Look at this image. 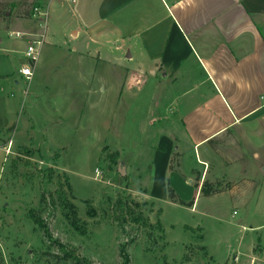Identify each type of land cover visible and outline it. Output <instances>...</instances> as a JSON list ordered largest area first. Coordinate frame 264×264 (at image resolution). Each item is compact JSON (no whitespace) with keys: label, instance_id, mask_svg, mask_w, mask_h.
<instances>
[{"label":"crops","instance_id":"obj_1","mask_svg":"<svg viewBox=\"0 0 264 264\" xmlns=\"http://www.w3.org/2000/svg\"><path fill=\"white\" fill-rule=\"evenodd\" d=\"M48 6L30 83L20 70L41 32L38 21L29 14L0 25V140L33 131L28 105L38 66L59 56L74 72L104 67L120 92V102H111L121 109L123 134L138 157L124 168L123 153L112 151L120 154L130 188L137 171L147 180L142 184L139 175L132 199L166 198L168 183L193 202L192 210L204 183L218 188L204 198L241 207L264 199V0H51ZM6 148L0 141V164ZM255 244L264 250L262 236Z\"/></svg>","mask_w":264,"mask_h":264},{"label":"rangeland","instance_id":"obj_2","mask_svg":"<svg viewBox=\"0 0 264 264\" xmlns=\"http://www.w3.org/2000/svg\"><path fill=\"white\" fill-rule=\"evenodd\" d=\"M50 1L0 0V25L28 14L35 20L33 9L49 8ZM111 80L104 67L74 72L59 56L39 64L36 97L28 105L33 131L0 140L7 147L0 164V264H75L63 260L59 244L89 264H120L122 244H128L130 264H263L264 250L254 243L262 236L264 245V199L241 207L201 197L193 210L158 194L130 199L129 189L138 191L146 172L134 174L135 188L121 174L138 156L123 134L121 109L113 108L111 101L121 97ZM105 147L123 153L122 170L119 162L106 161ZM141 159L146 165L149 157ZM119 195L128 201L123 226L113 219ZM141 199L156 204L137 208ZM140 210L150 226L132 222ZM32 218L42 221L49 237Z\"/></svg>","mask_w":264,"mask_h":264},{"label":"trees","instance_id":"obj_3","mask_svg":"<svg viewBox=\"0 0 264 264\" xmlns=\"http://www.w3.org/2000/svg\"><path fill=\"white\" fill-rule=\"evenodd\" d=\"M17 7L16 4H13V9L12 11ZM17 9V8H16ZM11 11V12H12ZM29 15V14H28ZM108 149L105 147L103 149V152L106 153V161L110 163V165L114 166L117 165L119 162V158H120V154L119 152H108ZM47 172L50 174L49 177L52 176L53 174V170L50 168L47 170ZM167 191H168V197L169 200L173 203H177L180 204L182 206L184 205H188V206H193V202L187 203L182 201L178 195L175 193V191L173 190V188L170 186V184L168 183L167 185ZM218 193V188L213 187L212 185L208 184V183H204L202 188H201V194L204 197H209L211 195H215ZM127 197H130L129 195H127ZM130 199H132V197H130ZM133 200V199H132ZM127 203L128 201L126 200V198L123 195H119L116 199V201L114 202V204L112 205V211H113V219L116 221V223H118L119 225L123 226L126 220V215H128V208H127ZM132 203V202H131ZM145 204H135V206L137 208H141L142 206H144ZM151 206H153V204H151ZM160 212H162V210H160ZM90 216H94L95 212L93 211V209L89 212ZM129 214H132V212H129ZM33 222L35 223V225L39 226V227H43L44 231H45V235L46 237H49V234L47 232V229L43 226V223L41 220L37 219V218H32ZM132 222L135 224H143L145 226H150V222L148 217H146L144 215V212L142 210H140L138 212L137 215H135L134 217L132 216ZM157 227L162 230V226L161 223L158 221L157 222ZM186 229H190L189 227H186ZM60 248V251L63 253V260H73L75 261V264H89L88 262L84 261V260H80L78 258L75 257V255L73 254V252L68 251L63 245L58 246ZM127 247L128 244H122L120 245V249H119V257L121 259V263L120 264H130V255L127 251Z\"/></svg>","mask_w":264,"mask_h":264},{"label":"built area","instance_id":"obj_4","mask_svg":"<svg viewBox=\"0 0 264 264\" xmlns=\"http://www.w3.org/2000/svg\"><path fill=\"white\" fill-rule=\"evenodd\" d=\"M64 2H69L75 4L76 0H62ZM50 10L49 8H39L35 7L32 12V16L38 21L40 33L35 34V39H32L26 49V63L21 68L20 74L23 76L26 82L30 83L34 76L35 67L39 60L40 49L45 42L46 38V28L49 20ZM17 37H22L20 33L15 34Z\"/></svg>","mask_w":264,"mask_h":264},{"label":"water","instance_id":"obj_5","mask_svg":"<svg viewBox=\"0 0 264 264\" xmlns=\"http://www.w3.org/2000/svg\"><path fill=\"white\" fill-rule=\"evenodd\" d=\"M122 176H123V172H121Z\"/></svg>","mask_w":264,"mask_h":264}]
</instances>
